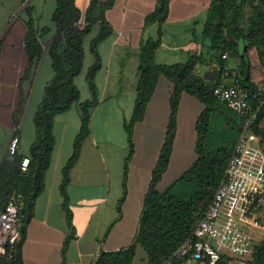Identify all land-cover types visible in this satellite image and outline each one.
Returning <instances> with one entry per match:
<instances>
[{
  "label": "crops",
  "instance_id": "0c3cea01",
  "mask_svg": "<svg viewBox=\"0 0 264 264\" xmlns=\"http://www.w3.org/2000/svg\"><path fill=\"white\" fill-rule=\"evenodd\" d=\"M37 1L41 5L46 3V0H0V168L11 159L9 146L15 137L19 138L17 153L25 158L30 156L36 140L35 114L46 85L54 77L52 60L46 58L52 33L43 39L44 52L33 76L23 80L29 63L25 49L26 21L29 17L24 12L29 5L36 10L34 2ZM159 1L116 0L114 6L106 11L113 34L98 49L102 63L95 79L98 104L91 114V133L70 171L67 186L72 223H69L64 208L61 184L64 168L73 154L74 142L80 132L78 104L55 118V146L45 188L34 201L29 221L21 226L19 244L23 264H96L102 253L118 252L134 242L170 119L173 85L162 76L143 120L135 125V151L125 180V161L130 152L126 125L136 102L140 49L143 42L157 37L158 24L147 25L146 18L154 12ZM88 2L77 0L83 9ZM16 15L18 18L13 20ZM212 18V0H170L169 17L163 24L161 45L156 52L157 63H183L192 54H200L202 63L198 65L197 72L207 80L217 79L219 65L215 51L211 41L202 38L205 25ZM94 30L97 35L98 29ZM85 51L84 69L75 79L82 102L93 97L87 75L95 56L89 47ZM243 51L242 45L240 53ZM248 55L254 58V64L264 70L262 49L252 48ZM242 65L238 56L227 55L226 69L238 71ZM250 83L259 93H264V81L262 89L254 82L251 61ZM204 110L205 105L200 100L183 93L177 136L168 170L158 184L160 191L168 188L162 189L160 184L171 168L176 148L191 143L196 152V124ZM25 127L29 130L28 135ZM253 229H264L263 222L256 221ZM146 260L145 251L138 247L132 264H145ZM193 263L198 262L186 260L181 264Z\"/></svg>",
  "mask_w": 264,
  "mask_h": 264
},
{
  "label": "trees",
  "instance_id": "16d2710c",
  "mask_svg": "<svg viewBox=\"0 0 264 264\" xmlns=\"http://www.w3.org/2000/svg\"><path fill=\"white\" fill-rule=\"evenodd\" d=\"M115 1L89 0L88 5L83 9L78 5L77 0H56V8L52 16L54 27L41 26L36 22L33 5L25 9L24 13L29 17L26 21L25 36V49L29 63L23 80L33 76L44 52L43 39L52 33L53 38L48 51L52 60L54 77L46 85L35 114L36 140L31 147L30 156L25 158L16 153L0 168V204L4 205L14 194L21 196L24 201L22 223L29 221L34 201L45 188V178L51 166L55 146L53 134L55 118L78 104L81 112L80 132L74 142L73 154L64 168V180L61 184V192L65 198L64 208L69 223H72L67 194L69 175L81 155L85 140L91 133V114L98 104L95 79L102 66L98 49L99 45L113 34L106 11L114 6ZM169 5L170 0H160L154 12L146 18L147 25L156 23L159 29L157 37L143 42L140 49L136 102L133 115L126 125L130 152L125 161V180L135 151L133 141L135 125L143 120L147 105L162 76L173 85L165 143L153 172L134 242L128 248L118 252L102 253L96 264H132L138 247L146 253L145 264H166L168 261L181 264L186 261V259H175L173 254L193 234L205 216L223 180L234 148L233 145L219 149L209 147V141L214 135L212 123L215 115L224 121L238 124L227 104L215 95L220 74L226 69L225 54L228 57L238 56L242 60L243 65L238 70L240 83L250 92L253 107H261L253 130L259 136L260 145L264 149V93H259L250 83L248 57L249 50L252 48L262 49L264 57V0H212L213 18L205 25L202 38L209 39L215 51L219 65V76L215 80H207L197 72L198 65L202 63L200 54H192L183 63L173 65L157 63L156 52L161 45L163 24L169 17ZM94 29H98V33L91 40L90 51L95 56V62L87 75L93 97L91 100L82 102L81 92L75 79L84 69L86 38ZM242 45L244 51L240 53ZM183 93L196 97L205 105V110L196 124L197 159L180 180L164 191H160L158 184L168 170L177 136V120ZM240 119L239 136L245 126V118L240 116ZM180 182L195 187L188 198L178 197L173 193V188ZM227 261L221 259L215 264H227ZM10 264H23L21 244L17 245V252ZM253 264H264V238L255 246Z\"/></svg>",
  "mask_w": 264,
  "mask_h": 264
},
{
  "label": "built area",
  "instance_id": "2783aa9c",
  "mask_svg": "<svg viewBox=\"0 0 264 264\" xmlns=\"http://www.w3.org/2000/svg\"><path fill=\"white\" fill-rule=\"evenodd\" d=\"M227 58V54L224 55ZM218 99L245 118L244 130L234 145L223 180L205 216L173 257L201 264H253L256 209L264 196V149L253 126L261 107L254 108L250 92L241 85L238 71L225 69L215 89ZM255 97V96H254ZM19 138L12 139L9 157L18 151ZM24 201L12 195L0 204V264H10L22 238ZM166 264H173L171 261Z\"/></svg>",
  "mask_w": 264,
  "mask_h": 264
},
{
  "label": "rangeland",
  "instance_id": "374dc122",
  "mask_svg": "<svg viewBox=\"0 0 264 264\" xmlns=\"http://www.w3.org/2000/svg\"><path fill=\"white\" fill-rule=\"evenodd\" d=\"M79 3L81 4V1H79ZM34 4L36 5L34 17L37 19V23H40L41 26L54 27L52 16L56 8V0H46V3L42 5L41 2L39 3V1H37L36 3L34 2ZM16 18H18V15L14 16L13 20H15ZM95 35L96 30H93L92 33L87 36L85 43L86 48H90L91 40ZM46 58L51 60L48 51L46 52ZM253 59H251V57L249 58L254 68V82L260 89H262V84L264 81V70H262L260 66L254 64ZM232 115L235 118L236 122L239 124L241 121L240 116H238L234 112ZM212 124V131L214 135L209 141V147L211 149H219L235 145L239 138L238 124L224 121L220 117H216V115L213 117ZM25 131L28 135L29 130H27V127H25ZM196 157L197 154L194 150L193 144L191 145V143H186L179 145L175 150L171 168L164 178L163 183L160 184L161 188L164 189L166 187H169L173 183L180 180L183 174L194 163ZM194 190L195 187L193 185L185 182H180L173 188V193L178 197L188 198L194 192ZM258 205L259 206L256 209L257 216H255V218L257 222H263L264 225V199H262V201ZM253 233L256 246L264 238V229H262L261 231L253 229Z\"/></svg>",
  "mask_w": 264,
  "mask_h": 264
}]
</instances>
